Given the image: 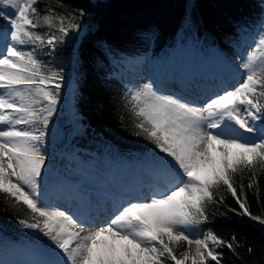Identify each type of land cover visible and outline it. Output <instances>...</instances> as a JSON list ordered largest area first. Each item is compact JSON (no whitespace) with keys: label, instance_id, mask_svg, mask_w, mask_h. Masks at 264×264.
<instances>
[{"label":"snow or ice","instance_id":"1","mask_svg":"<svg viewBox=\"0 0 264 264\" xmlns=\"http://www.w3.org/2000/svg\"><path fill=\"white\" fill-rule=\"evenodd\" d=\"M42 2L43 10L37 7ZM67 8L63 0L54 6L0 0V194L29 211L27 219L16 217L19 225L46 238L42 259L16 264H224L225 249L240 258L237 249L245 245L235 233L225 238L202 226L212 222L213 205L264 225V214L250 211L246 192L255 187L259 203L264 15L232 78H221L211 92L191 99L163 94L151 81L128 87L121 99L134 118L133 135L151 146L149 179L138 189L66 207L47 196V143L66 76L43 57L83 30L85 10ZM100 47L101 63L115 66L122 59L110 44ZM69 95H77L71 84ZM76 121L80 131L79 115ZM221 190L238 208H228ZM253 251L248 245L247 252Z\"/></svg>","mask_w":264,"mask_h":264},{"label":"trees","instance_id":"2","mask_svg":"<svg viewBox=\"0 0 264 264\" xmlns=\"http://www.w3.org/2000/svg\"><path fill=\"white\" fill-rule=\"evenodd\" d=\"M56 5L57 0H45ZM65 10L83 8V30L78 38H69L58 47L55 56H65L64 63L74 68L77 83L75 105L83 125L72 132V147L97 159V167L112 169L117 164L147 162L151 146L133 135L136 131L131 113L121 99L129 87L117 75L118 66L129 56L151 55L164 59L181 43L192 38L203 47L216 46L231 55L250 38L264 15V0H63ZM37 7L45 8V3ZM60 10V9H58ZM3 20H0V26ZM110 44L117 52L115 66L103 60L101 44ZM76 53V55H73ZM59 63L53 65L57 66ZM112 73L110 76L109 73ZM122 118V119H121ZM88 168H84L87 170ZM88 169L87 171H89ZM249 173L243 176L247 185ZM237 183L241 177H236ZM260 201L255 187L246 189L250 211L264 214V173L258 177ZM228 208H238L235 200L221 190ZM210 223L218 235L230 238L235 233L241 243L240 258L225 249L224 264H264V225L246 216H238L223 205L209 209ZM226 213V215H224ZM25 206L13 207L0 194V244L15 241L45 247L46 238L38 239L34 230L23 228L16 217L29 218ZM254 248L247 252V246ZM186 246L179 247V254Z\"/></svg>","mask_w":264,"mask_h":264},{"label":"rangeland","instance_id":"3","mask_svg":"<svg viewBox=\"0 0 264 264\" xmlns=\"http://www.w3.org/2000/svg\"><path fill=\"white\" fill-rule=\"evenodd\" d=\"M238 47L237 52L228 55L225 52L220 53L214 45L206 48L201 46L200 42L188 38L186 42L181 43L180 46L170 52L164 59L152 58L157 69V75L166 74V77H171L173 73L176 74L179 72L184 74L185 70L187 71L189 69L191 75L210 72V76L216 74V78H218L223 72H226L227 75H232L235 68L239 67L243 55H246L247 51L250 50L251 38L245 40ZM43 58L51 62L53 69L62 68L66 76L59 114L53 118V124L51 126L53 133L50 134L47 143L50 169L47 186L49 202L53 200L59 202V199H56L55 196L63 197L65 193L84 194L86 200H89L91 199L90 195L92 191H100V195L112 197L113 193L120 194L130 189L140 188L149 179L148 161L140 162L136 165L117 164L112 169L106 170L104 167L103 169L97 167V159L95 157L86 156L81 152L79 153L76 148L72 147L71 135L76 129V116L79 113L75 105V99H72L69 95V84L77 83L76 73L74 68H70L67 62H63L65 56H55L53 54L52 56H45ZM128 60V58L122 60L118 68V73L129 87L140 86L149 81L157 87L156 84L158 83L155 79L153 80L155 77L153 75L151 77L144 76L137 78L134 81L135 84L129 77H125V71L132 70L129 67ZM56 63L59 64L53 67ZM196 77L198 79V76ZM233 82L235 83V81ZM130 83L132 84L130 85ZM160 90L166 95L176 94L183 96L170 88H161ZM185 95V97H192L187 92ZM84 168L90 170L87 171L88 169L84 170ZM31 244L15 241L6 242L5 244L1 243L0 260L4 261L5 264H16V262L42 259L41 250L44 247L33 246Z\"/></svg>","mask_w":264,"mask_h":264},{"label":"bare ground","instance_id":"4","mask_svg":"<svg viewBox=\"0 0 264 264\" xmlns=\"http://www.w3.org/2000/svg\"><path fill=\"white\" fill-rule=\"evenodd\" d=\"M127 62L129 64L130 69H132V70L131 71H129V70L125 71L126 77H129V79L131 81H133V83L135 80H137V78H141L144 76L151 77L153 75V76H155L154 78L152 77L153 80L155 79V81H157V83L162 88L163 87L171 88L172 90H174L176 92L183 90V92H188L189 95H192L193 99H196L197 97L201 96L202 94L211 92L212 86H213V84H215L214 80L217 77L216 74L213 76L206 74L204 77H202V75H200L201 77H199V80H197L195 78L193 80L187 74L185 75L182 73H177V74H174L173 76L171 75L172 78L171 77H165L161 81L158 78L157 69L155 68L154 61H153L152 57L144 56V57H140V58L129 59ZM219 77H221V74ZM225 77H228L231 79L232 75L228 76L227 74H225ZM131 84L132 83H130V85ZM170 84L172 85L171 87L169 86ZM173 88H175V89H173ZM116 195H117L116 193H113L112 197L116 196ZM99 196H100V198L101 197L111 198L110 196L104 197V196L98 194L97 191H94L91 193L92 199L98 198ZM55 198L59 199V202H56L53 200L52 202H50L51 204H55L57 206H66V207H72L74 204L88 201V200H86V197L82 196V194L65 193L63 197H56L55 196ZM74 201H75V203H73ZM184 250H185V248L182 251H184Z\"/></svg>","mask_w":264,"mask_h":264},{"label":"water","instance_id":"5","mask_svg":"<svg viewBox=\"0 0 264 264\" xmlns=\"http://www.w3.org/2000/svg\"><path fill=\"white\" fill-rule=\"evenodd\" d=\"M131 58H133V57H131Z\"/></svg>","mask_w":264,"mask_h":264}]
</instances>
